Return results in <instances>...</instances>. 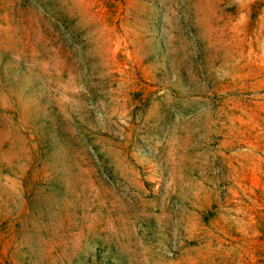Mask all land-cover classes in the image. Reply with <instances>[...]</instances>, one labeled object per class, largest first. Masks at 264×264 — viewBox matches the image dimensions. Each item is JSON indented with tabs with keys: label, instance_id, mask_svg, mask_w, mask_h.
<instances>
[{
	"label": "rangeland",
	"instance_id": "obj_1",
	"mask_svg": "<svg viewBox=\"0 0 264 264\" xmlns=\"http://www.w3.org/2000/svg\"><path fill=\"white\" fill-rule=\"evenodd\" d=\"M0 264H264V0H0Z\"/></svg>",
	"mask_w": 264,
	"mask_h": 264
}]
</instances>
